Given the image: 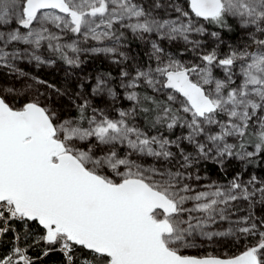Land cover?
I'll return each mask as SVG.
<instances>
[{
    "label": "snow or ice",
    "instance_id": "6c2138e0",
    "mask_svg": "<svg viewBox=\"0 0 264 264\" xmlns=\"http://www.w3.org/2000/svg\"><path fill=\"white\" fill-rule=\"evenodd\" d=\"M86 56L0 90V264H264V0H0V69Z\"/></svg>",
    "mask_w": 264,
    "mask_h": 264
},
{
    "label": "rangeland",
    "instance_id": "374dc122",
    "mask_svg": "<svg viewBox=\"0 0 264 264\" xmlns=\"http://www.w3.org/2000/svg\"><path fill=\"white\" fill-rule=\"evenodd\" d=\"M225 39H229L228 36L225 37ZM131 48V54L133 55H140L138 49L136 47H134L133 45H130ZM87 57V56H86ZM86 57H83L86 58ZM91 57V56H90ZM93 58H96L98 60H100L104 67L110 69L112 76L116 78L115 82H118L119 80V66L116 64H113L109 59L105 58L104 56H95ZM86 60V59H85ZM19 67H21L26 73H28L29 75L27 77H17L15 75H10L6 69H0V74H2V78L3 79V89L6 88H15L17 90H21L23 89L22 87L25 85V89H27L28 85H31V89H39L40 92H46L45 91V87L43 85H39L37 83L34 82V80L32 79V77H38L40 80H44L42 75L44 76V73L48 70H51L53 68H56V75L54 76V79H59L56 83L57 87H68L70 90H74L75 89V85L77 83V78L78 77H84V76H95L100 72L98 69H96L92 63L90 62H85L83 63L80 68H76V69H72L69 68L66 65H62V64H54V65H41L39 67H37L35 65V63L32 64H28L26 62H21L19 64ZM45 81V80H44ZM59 83V84H58ZM62 103H67L66 100H64V102L62 101ZM120 103V102H118ZM124 106H127V102H123ZM261 173V172H260ZM262 174V173H261ZM213 179H217V177L212 176ZM255 240H251V243H255ZM213 247L217 248L218 251H229L230 253L235 252L236 249L233 248H228V249H221L219 247V245H208L205 244L204 248L210 249L211 251L213 250Z\"/></svg>",
    "mask_w": 264,
    "mask_h": 264
},
{
    "label": "trees",
    "instance_id": "16d2710c",
    "mask_svg": "<svg viewBox=\"0 0 264 264\" xmlns=\"http://www.w3.org/2000/svg\"><path fill=\"white\" fill-rule=\"evenodd\" d=\"M231 35V34H230ZM131 45H133L134 47H136L140 53V55L142 56V45L140 44V42H132ZM86 59V60H85ZM85 62H90L93 64V66L98 69L100 72L102 73H111L110 69L104 67L103 63L93 57L87 56L86 58H84ZM58 64H62V62L57 61ZM56 68H53L51 70H48L44 73V76L42 75L43 79L45 81H47L49 84H55L57 83V81L59 79H54V76L56 75ZM112 74V73H111ZM3 79L2 78V74H0V90H3ZM59 84V83H58ZM25 85L22 87L23 89L21 90H25ZM35 87L34 89L32 88V90L27 91V94L25 96H22L19 100L20 103H23L25 99H27L28 95H31L35 92ZM45 91L48 92L50 91L49 89H47L45 87ZM11 98V97H10ZM64 102V101H63ZM211 167V166H210ZM260 171L262 174H264V169L258 170ZM212 176L216 177L215 173H210ZM260 212L259 210L257 211V215H259ZM11 233H9L7 236L4 237V241L5 243L0 244V254H6L10 248H11V243L9 242L11 240ZM207 251H211L210 249H207ZM31 255L36 256V255H40L39 251L37 250H33L31 253ZM63 261V257L59 252H51L49 253V255L47 257H43L40 261V264H62Z\"/></svg>",
    "mask_w": 264,
    "mask_h": 264
}]
</instances>
